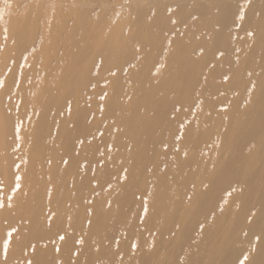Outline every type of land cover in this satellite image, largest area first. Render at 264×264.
Listing matches in <instances>:
<instances>
[{
    "label": "bare ground",
    "instance_id": "1",
    "mask_svg": "<svg viewBox=\"0 0 264 264\" xmlns=\"http://www.w3.org/2000/svg\"><path fill=\"white\" fill-rule=\"evenodd\" d=\"M249 3L0 0V264H264Z\"/></svg>",
    "mask_w": 264,
    "mask_h": 264
},
{
    "label": "rangeland",
    "instance_id": "2",
    "mask_svg": "<svg viewBox=\"0 0 264 264\" xmlns=\"http://www.w3.org/2000/svg\"><path fill=\"white\" fill-rule=\"evenodd\" d=\"M93 2H95L96 0H92ZM99 1H104L105 3H108V2H110V3H112V1L113 0H99ZM165 2H170V4L172 3V1H174V0H164ZM191 1H195V5L197 4V0H191ZM230 1H233V4H238V7H241L242 5H246L248 2H250L249 4H254V3H256V1L257 0H240V2H237V1H239V0H230ZM64 3V2H63ZM63 3H62V5H63ZM65 4V3H64ZM67 4V3H66ZM200 4V3H199ZM198 4V5H199ZM68 5V4H67ZM121 5H124V3H121ZM125 5H127L126 3H125ZM63 6H65V5H63ZM197 6V5H196ZM194 18H196V17H193L192 18V20H194ZM18 20L19 19H17V22L15 21L13 24L15 25V23L18 25V26H21V24H24V21H23V23H21L22 22V20L20 19L19 20V22H18ZM8 21H10L9 19H6L5 17H0V48L2 49H4V47H6V46H2V43L4 44L5 42H8V37H10V34L8 33V31H7V27H8V24L10 23H8ZM39 21H41V19L39 20ZM87 22V23H86ZM85 22V25L86 26H89L90 27V29H92L93 28V21L91 20V21H89V20H87ZM90 22V23H89ZM54 23H56V25L57 24H59V25H66V23H62V22H60V21H58V23H57V21L56 22H54ZM30 24H32V26H34L35 24H36V27L39 25V24H41V22H38V21H36V22H31ZM87 24H90V25H87ZM68 27V26H67ZM88 27V28H89ZM66 30H67V28H66ZM41 31H42V27H40L39 28V31L37 32V34L38 35H36V34H33V37L34 38H36L35 39V41H33V45H35L39 40H40V35H41ZM90 32H93V31H90ZM7 35H8V37H7ZM36 35V36H35ZM81 36V35H80ZM32 37V36H31ZM77 38H79V37H76L75 39H77ZM238 38L239 39H242L243 38V35L242 34H239V36H238ZM16 39H14V37L10 40V42L12 43V44H15L16 43V41H15ZM22 44V43H21ZM23 45V44H22ZM22 45H20V46H22ZM231 46H234V44H231L230 45V47ZM50 47V46H49ZM29 49H32V48H29ZM221 49H223L222 51H219L218 53H217V55H216V57L218 58V57H222L221 59L223 60V59H228L229 58V56L227 57L226 56V51H225V48H221ZM231 49H234L235 50V48L234 47H232ZM240 50H242V48L240 47L239 48ZM199 50H201V49H199ZM216 50L217 49H215L214 47H211L210 48V45H209V48H208V50H207V52L211 55V57H213V55H214V53L216 52ZM199 52V51H198ZM197 52V53H198ZM237 52V50H235L234 51V53H236ZM196 53V54H197ZM223 64H226L225 62H223ZM93 75H94V73H92ZM55 113V109H53L51 112H50V116L51 115H53ZM93 117V115L92 116H90L89 118H88V122L87 123H89V120L91 119ZM27 119H28V117L26 118V120L25 121H27Z\"/></svg>",
    "mask_w": 264,
    "mask_h": 264
},
{
    "label": "snow or ice",
    "instance_id": "3",
    "mask_svg": "<svg viewBox=\"0 0 264 264\" xmlns=\"http://www.w3.org/2000/svg\"><path fill=\"white\" fill-rule=\"evenodd\" d=\"M60 239H61V240H63V239H64V237H62V236H61V237H60Z\"/></svg>",
    "mask_w": 264,
    "mask_h": 264
}]
</instances>
